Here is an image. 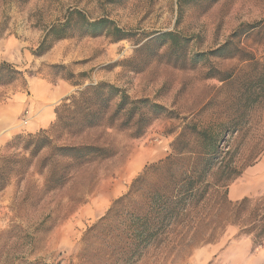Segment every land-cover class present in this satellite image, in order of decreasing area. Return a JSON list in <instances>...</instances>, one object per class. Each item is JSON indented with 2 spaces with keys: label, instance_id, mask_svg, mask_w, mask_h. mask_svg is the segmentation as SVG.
Segmentation results:
<instances>
[{
  "label": "rangeland",
  "instance_id": "374dc122",
  "mask_svg": "<svg viewBox=\"0 0 264 264\" xmlns=\"http://www.w3.org/2000/svg\"><path fill=\"white\" fill-rule=\"evenodd\" d=\"M72 10L91 20L108 18L133 35L115 42L107 35L81 36L74 27L71 36L49 39L46 52L32 54L48 29ZM260 20L264 0H0V60L22 71L0 85V98L40 76L77 84L71 94L105 82L131 100H145L131 121L125 115L129 106L114 115L115 97L100 125L51 133L56 144L95 145L110 156L72 167L53 190L44 188L46 172L40 171L47 149L24 176L13 177L0 191V264H193L199 249L247 236L227 221V200L230 187L264 154V96L248 101L244 90L264 59V26L247 30ZM165 31L187 40L186 57L166 46L149 56L139 49ZM233 32L237 56L212 54ZM195 128L208 129L211 140L205 143L217 147L197 201L181 204L182 214L163 220L177 197L162 193L166 172L157 177L148 171L129 202L109 212L151 164L176 156L171 173L187 169L194 156L177 157L173 143L184 134L180 147L194 148ZM16 134L0 154L21 153L6 147ZM227 165L242 169L241 176L227 182ZM141 231L156 235L141 242Z\"/></svg>",
  "mask_w": 264,
  "mask_h": 264
},
{
  "label": "trees",
  "instance_id": "16d2710c",
  "mask_svg": "<svg viewBox=\"0 0 264 264\" xmlns=\"http://www.w3.org/2000/svg\"><path fill=\"white\" fill-rule=\"evenodd\" d=\"M197 1L214 3L216 0H183V3H194ZM258 26H264V20L247 25V30ZM74 27L81 31V36L97 37L107 35L115 42L130 38L133 35L117 26L108 18L101 17L91 20L81 12L72 10L63 22L52 25L48 29L41 43L35 49H32L31 53L34 55L43 54L50 48V44L46 46L49 39L54 41L67 38L72 35L71 31ZM237 33L233 32L225 44L211 53H217V56L224 58L236 57L239 51L233 47L232 38L236 37ZM187 45V40L179 36L175 31H165L149 38L140 45L139 49L144 48L145 56H149L157 55V49L166 46L169 53L181 50L182 55L186 57ZM226 49L227 53L225 52ZM242 60L248 59L242 57ZM21 74L22 71L18 70L14 65L5 60H0V85L13 82ZM231 77L232 75H227V79ZM69 78L70 76L67 77V79ZM244 90H246V99L248 101L257 93L264 96V59L260 64L257 75L245 82ZM115 97H118L119 101L114 115L126 111L125 108L129 106L128 112L125 113L129 121L135 117V110L140 107V104L145 103V100H131L123 90L112 84L105 82L89 84L80 91H77V93L67 96L56 105V118L51 123L48 131L40 129L37 132L16 134L6 147L20 150L21 153L0 154V191L8 185L13 177L24 176L32 161L45 149H47L48 153L41 160L40 171L41 173L46 172L44 188L48 190H53L63 184L68 171L72 167L109 157V150L104 147L56 144L51 133L56 136L63 132L72 134L75 131L80 132L85 127L100 125L111 100ZM152 105L155 108L159 107L155 104ZM184 137V134L179 135L173 143V148L175 146L177 157L184 152L193 155L192 164L187 169H182L177 176L171 173L173 161L177 160L176 156H167L165 160L151 164L143 175L133 181L131 189L127 194L114 201L109 212L114 210L116 205L129 202L130 196L134 193L133 190L136 189V184L139 181L145 180L144 176L148 171L151 174H156L157 177L160 172H166V177L161 178L162 193L169 197L173 195L178 198H176L173 208H167L165 212L167 215L163 220L166 221L168 219L169 221L174 219L178 214H182L178 209V206L181 204L185 206L186 202L194 203L197 201L199 194L201 196V193H203L200 185L202 186L211 170L213 163L212 156L216 153L217 147L213 142L205 143L211 140L208 129L195 128L194 143L196 146L185 151L183 147H180ZM241 174L242 169L227 165V182L234 181ZM227 202V221H229V224L237 226L241 234L251 236L255 242H263L264 192L257 196H245L239 200H227ZM145 215V212L141 214V216ZM151 231H141V242L145 240L149 241L152 239V236L156 235Z\"/></svg>",
  "mask_w": 264,
  "mask_h": 264
},
{
  "label": "crops",
  "instance_id": "0c3cea01",
  "mask_svg": "<svg viewBox=\"0 0 264 264\" xmlns=\"http://www.w3.org/2000/svg\"><path fill=\"white\" fill-rule=\"evenodd\" d=\"M74 86L66 80L28 77L24 87L17 86L0 98V148L21 132L46 129L56 118L55 107L71 95ZM264 191V154L247 174L229 189L232 201ZM193 264H264V244L254 245L250 236H236L218 246L203 247L194 255Z\"/></svg>",
  "mask_w": 264,
  "mask_h": 264
}]
</instances>
